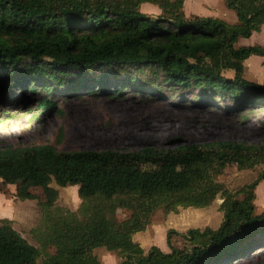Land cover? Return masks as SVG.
I'll return each mask as SVG.
<instances>
[{
	"label": "trees",
	"instance_id": "16d2710c",
	"mask_svg": "<svg viewBox=\"0 0 264 264\" xmlns=\"http://www.w3.org/2000/svg\"><path fill=\"white\" fill-rule=\"evenodd\" d=\"M184 0H0V96L9 90L42 89L46 96L98 86L181 88L226 109L264 108V85L244 78V63L262 59L264 46H240L264 26V0H224L235 14L230 25L213 17L185 18ZM142 4L160 10L156 17ZM227 73H231L230 76ZM120 89H118L119 91ZM46 96L40 106L50 108ZM260 167L256 179L236 192L217 181L224 170ZM264 181V142L215 141L173 149L59 152L50 145L0 149V191L17 186L21 201L42 208L33 231L40 248L0 222V264H100L93 251L123 256L119 264H215L264 239V211L255 214V189ZM78 187L77 212L57 208L58 191ZM42 192L41 200L31 189ZM241 196V199L239 198ZM219 197L216 230L169 231V253H144L132 241L162 209H204ZM129 217L116 220V211ZM183 240L171 244L172 235ZM55 253L47 254L48 247ZM45 256L41 262L39 260Z\"/></svg>",
	"mask_w": 264,
	"mask_h": 264
},
{
	"label": "rangeland",
	"instance_id": "374dc122",
	"mask_svg": "<svg viewBox=\"0 0 264 264\" xmlns=\"http://www.w3.org/2000/svg\"><path fill=\"white\" fill-rule=\"evenodd\" d=\"M145 5L140 9L142 13L150 17L160 14L157 7ZM183 14L187 19L213 17L230 25L237 24L235 14L226 9L224 0H184ZM254 45L264 46V26L249 39L237 42V47ZM244 66L246 80L264 85V65L260 57L252 56ZM45 96L40 88L34 93L9 90L0 96V149L50 145L59 152H101L138 151L144 147L173 149L215 141L264 142V108L226 109V104L220 101L219 106H215L194 100L195 93L181 88L173 91L166 87L160 90L139 89L136 82L123 87L112 82L107 92H101L98 86L76 93L52 92L46 96L51 107L44 109L40 100ZM259 172L260 167L239 171L229 166L217 181L229 191L236 192L251 184ZM50 186L58 191L57 208L77 212L81 205L77 186L61 188L54 183ZM31 190L43 199L41 190ZM3 191L4 194L0 191V222L8 219L12 228L30 245L40 248L33 231L40 225L42 208L36 200L21 201L17 198L15 185L5 187ZM254 192L253 204L258 215L264 211V181ZM221 202L217 197L207 208H179L176 213L158 209L145 229L132 236V241L144 253L152 247L169 253L166 245L169 231L185 234L191 229L216 230L222 222ZM129 215L128 211L118 209L115 216L121 222ZM171 244L182 248L183 240L173 234ZM46 253H55V248L48 247ZM93 254L100 264H119L123 259L120 253L103 248L94 250ZM215 264H264V239Z\"/></svg>",
	"mask_w": 264,
	"mask_h": 264
},
{
	"label": "crops",
	"instance_id": "0c3cea01",
	"mask_svg": "<svg viewBox=\"0 0 264 264\" xmlns=\"http://www.w3.org/2000/svg\"><path fill=\"white\" fill-rule=\"evenodd\" d=\"M143 6H146L145 4H142L141 6H140V9H141V7H143ZM150 8V7H149Z\"/></svg>",
	"mask_w": 264,
	"mask_h": 264
}]
</instances>
